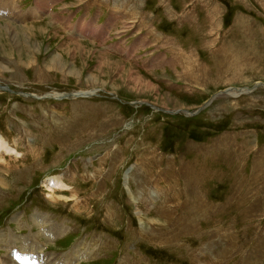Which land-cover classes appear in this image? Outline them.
I'll return each mask as SVG.
<instances>
[{
    "label": "rangeland",
    "instance_id": "obj_1",
    "mask_svg": "<svg viewBox=\"0 0 264 264\" xmlns=\"http://www.w3.org/2000/svg\"><path fill=\"white\" fill-rule=\"evenodd\" d=\"M0 83V264H264V0H0Z\"/></svg>",
    "mask_w": 264,
    "mask_h": 264
},
{
    "label": "bare ground",
    "instance_id": "obj_2",
    "mask_svg": "<svg viewBox=\"0 0 264 264\" xmlns=\"http://www.w3.org/2000/svg\"><path fill=\"white\" fill-rule=\"evenodd\" d=\"M9 30V29H8ZM234 91H236V92H238L237 90H234ZM3 151V150H5V151H7V152H9V153H14L15 152V150H13L12 148H10V147H8L7 146V144L5 143V141L2 139V137L0 136V151ZM16 153V152H15ZM18 153V152H17ZM52 178V177H51ZM46 182H48V184L50 185V186H62V185H64V183H63V181L61 180V179H57V177H53V179H47V181ZM61 189H62V187H61ZM52 194V193H51ZM206 207V206H205ZM163 212V211H162ZM57 227V226H56ZM53 228V227H52ZM54 229V228H53ZM52 229V230H53ZM57 230V229H56ZM56 230H53V231H55V232H57ZM61 230V229H60ZM63 231V230H62ZM58 232H59V230H58ZM66 256V255H65ZM64 256V257H65ZM70 256V255H69ZM78 257V256H77ZM67 258V257H66ZM76 260V259H75ZM2 261H4V259L2 260Z\"/></svg>",
    "mask_w": 264,
    "mask_h": 264
},
{
    "label": "water",
    "instance_id": "obj_3",
    "mask_svg": "<svg viewBox=\"0 0 264 264\" xmlns=\"http://www.w3.org/2000/svg\"><path fill=\"white\" fill-rule=\"evenodd\" d=\"M245 88H246V91H250V90H252V88H247V87H245ZM245 88H233V90H237V91L240 90V92H241L242 89H245ZM193 114H195V113H193Z\"/></svg>",
    "mask_w": 264,
    "mask_h": 264
}]
</instances>
